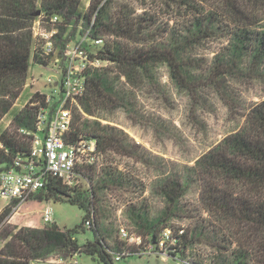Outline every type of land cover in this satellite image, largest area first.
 I'll return each instance as SVG.
<instances>
[{"label": "rangeland", "instance_id": "rangeland-1", "mask_svg": "<svg viewBox=\"0 0 264 264\" xmlns=\"http://www.w3.org/2000/svg\"><path fill=\"white\" fill-rule=\"evenodd\" d=\"M160 1L116 0L107 10L111 20H115L116 11L122 6L132 12V19L142 31L137 33L136 41L113 34L106 38L138 52L166 51L169 60L162 56L149 61L145 69L136 66L130 76L116 63L104 65L103 70L93 71L91 77H105L110 87L111 105L87 114L79 105L80 97L71 106V129L82 130L81 136L107 130L124 146L122 153L106 154L109 155L106 162L110 170L113 169L110 171L113 178L106 180L105 171L109 168L99 172L91 168L85 171L91 176L90 184L97 193L95 208H90L89 213L90 216L94 212L95 217L90 219L92 226L79 230L75 239L79 246L93 242L94 233L89 227H95L99 236L112 247L123 242L119 237L121 227L143 240L148 233L137 228L138 223L151 229L156 227V233L166 226H173L175 229L184 228L196 248L213 259L215 256L218 264H234L236 239L200 201V186L194 173L201 171L196 162L225 137L239 131L248 111L264 102V59L257 60L240 50V54L235 53V33L242 24L231 20L228 11L223 12L216 0H193L204 8V13L219 15L209 36L195 43H183L181 39L178 42L171 35L194 17L185 12V7L171 4L167 8ZM90 2L81 0V12L89 10ZM244 13L249 17L250 31L264 32V0L246 8ZM145 15L155 18L153 26L148 27V22L140 25L139 21L142 17L145 19ZM56 27L64 42L70 45L85 30L82 22H77L66 32L61 25ZM61 36L56 38L57 44H60ZM172 60L179 74L171 68ZM46 75L47 71L31 65L25 81L15 90L18 98L12 107L23 111L22 106L32 92L37 88L42 90ZM32 77L37 80L36 87H26ZM34 118L35 114L31 124ZM10 127L17 131V127L22 126H17L8 114L0 122V131ZM115 171L125 179L118 180L113 176ZM78 181L80 186H86L82 178ZM176 181L185 186V191L169 204L160 188ZM38 194L17 208L14 202L7 206V202L0 199V212L10 207V214L0 228V250L6 243L13 242L14 235L21 231L41 230L47 224L42 220L45 204L50 205L53 223L60 229L69 230L81 224L84 212L78 206L67 201H43ZM135 212H139L140 219L133 215ZM32 264L105 263L81 254L52 256L35 260ZM112 264L185 263L179 257L165 259L158 255H134L120 261L113 257Z\"/></svg>", "mask_w": 264, "mask_h": 264}, {"label": "trees", "instance_id": "trees-1", "mask_svg": "<svg viewBox=\"0 0 264 264\" xmlns=\"http://www.w3.org/2000/svg\"><path fill=\"white\" fill-rule=\"evenodd\" d=\"M115 1L91 0L89 10L83 13L79 8L81 0H0V122L4 116L10 114L17 126L33 125V109L25 108L20 111L12 105L18 98L15 90L25 81L30 66L40 63L32 33L33 23L38 19L48 22L53 17L58 18L63 32L70 29L69 27H75L77 22H82L85 29L92 24L86 47L95 51V58L104 65L118 64L127 71V76L131 75L130 72L136 66L145 69L147 63L156 58L161 59L163 56L166 61L169 60L166 51L138 52L106 38L113 34L136 41L137 33L142 31L132 19V12L122 6L118 7L115 20H111L107 10ZM161 1L167 8L171 4L185 7V12L194 17L187 20L183 28L171 32L172 38H176L178 42L181 39L183 43H195L208 37L210 29L219 20L218 13H204V8L193 0ZM259 1L261 0H216L221 4L223 12L228 11L231 20L242 24L235 33V53L240 54L239 50L248 52L257 60L264 59V32L249 30V17L244 11ZM222 17L230 22L227 17ZM144 22L149 23L148 27L153 26L155 18L145 15V19L142 17L139 23L141 25ZM60 36L59 34L58 37ZM61 38L64 39L63 36ZM170 66L174 68L175 74H179L174 60ZM79 105L87 114L111 105L110 87L104 76L94 75L89 79ZM12 127L0 131V169L3 170L14 167L16 157H28V141L12 130ZM82 133L79 128H72L68 135L69 141L78 140ZM83 137L95 140L97 149L105 155L104 158H109L106 154L112 152H124L122 141L107 130L89 132ZM196 167L201 170L194 173L200 186V201L206 205L211 216L236 239L234 264H264V102L249 110L243 127L225 137L206 153L196 162ZM105 169L106 180L108 177L113 178L110 176L113 169L110 170L108 164L104 166ZM114 174L118 180L125 179L116 171ZM81 178L86 186L79 185L70 189L54 180L38 194V198L43 201H67L78 206L84 212L81 224L69 230L60 229L55 223L45 224L41 230H23L14 235L13 242L6 243L0 250V264H32L35 260H46L52 256L70 257L81 254L96 257L105 264H112L113 257L117 254L131 257L134 252L125 242L110 247L99 236L95 227H89L94 233L93 242H87L83 246L77 244L75 235L79 230L84 231V223L90 219V208H95L97 202V193L90 184L91 176L81 173ZM160 191L168 203L173 204L182 196L185 186L176 181L162 185ZM137 213L139 212L133 215L140 219L141 216ZM9 214L10 207H5L0 212V228ZM136 225L148 233L144 239L154 242L158 237L156 227L151 229L148 225ZM176 244L173 253H178L194 242L185 233L178 238ZM173 253L169 255L174 256ZM212 264L218 263L214 260Z\"/></svg>", "mask_w": 264, "mask_h": 264}, {"label": "built area", "instance_id": "built-area-1", "mask_svg": "<svg viewBox=\"0 0 264 264\" xmlns=\"http://www.w3.org/2000/svg\"><path fill=\"white\" fill-rule=\"evenodd\" d=\"M94 20V18H93ZM61 22L53 17L48 22L36 20L32 26L33 38L38 48L37 65L48 72L41 84L24 103V108L35 110L34 123L31 127H20L17 132L29 143L28 157L14 159V167L0 169V199L12 202L19 207L35 194L40 193L50 181H59L66 188L79 186L81 173L89 168L99 172L107 164L106 158L97 149L93 139L81 136L74 142L69 141L72 127L71 106L85 93L92 72L103 68L104 63L95 58V51H90L89 42L92 24L82 32L72 45L60 40L57 44ZM56 27V28H54ZM41 79V76L39 77ZM37 80L32 77L26 87H36ZM95 217L91 212L90 219ZM88 219L85 226L93 223ZM42 220L53 223L50 205L42 209ZM184 228L164 227L154 242L139 239L127 229H119L120 239L133 250L134 255H158L163 258H180L185 264H212L214 259L193 244L178 253H173L177 240L184 235ZM173 253L174 256L169 254ZM126 254H117L115 261L123 260Z\"/></svg>", "mask_w": 264, "mask_h": 264}]
</instances>
